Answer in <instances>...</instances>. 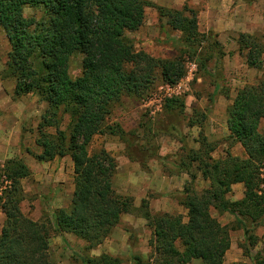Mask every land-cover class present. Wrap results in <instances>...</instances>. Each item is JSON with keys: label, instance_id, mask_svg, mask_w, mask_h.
I'll return each instance as SVG.
<instances>
[{"label": "trees", "instance_id": "trees-1", "mask_svg": "<svg viewBox=\"0 0 264 264\" xmlns=\"http://www.w3.org/2000/svg\"><path fill=\"white\" fill-rule=\"evenodd\" d=\"M246 1L251 4L253 0ZM147 6H154L170 27L181 32L179 39L167 34L172 45L179 47V55L156 59L135 49L126 32L142 26ZM26 8L41 11L42 18L26 16ZM0 27L11 45L1 78L15 80L14 99L33 93L48 105L37 127L36 143L42 151L35 158L42 162L69 156L75 176L70 206L34 221L20 209L21 181L32 176L30 168L20 158L4 162L1 169L12 186L2 204L6 220L0 234V264H52L48 254L51 231L61 237L72 258L81 257L65 234H73L93 248L112 234L123 214L134 210L132 197L114 189L115 158L105 148L90 151L94 136H119L128 158L143 168L154 155L138 142L136 131L126 132L119 124L108 122L114 105L124 96H144L156 80L157 68L166 83L178 82L186 74L189 60L212 81L210 104L220 96L230 99V89L224 84V45L214 31H200L193 9H169L145 0H0ZM237 44L247 65L263 72L257 84L240 89L226 108L228 139L240 143L248 157L241 159L228 152L223 159L213 158L216 145L205 135L203 125L200 148H188L179 127L185 98L165 99L159 129L181 136L187 149L186 166L181 170L190 174L197 162L210 188L184 192L179 203L188 210V222L182 215L152 214L147 200L142 201L143 216L156 239L150 241L154 264H192L194 259L203 264H226L230 231L236 229L244 232L242 248L250 263L233 264H264V251L252 254L258 242L254 228L264 224V132L259 130L264 120V34L240 33ZM75 54L83 56L82 72L72 78L69 67ZM65 116L70 118L67 130L61 129ZM238 183L244 185V195L230 201L227 194ZM212 207L232 214L235 223L222 225L212 217ZM133 257L138 264H145L140 256ZM82 259L85 264L122 263L121 258L109 255Z\"/></svg>", "mask_w": 264, "mask_h": 264}, {"label": "rangeland", "instance_id": "rangeland-1", "mask_svg": "<svg viewBox=\"0 0 264 264\" xmlns=\"http://www.w3.org/2000/svg\"><path fill=\"white\" fill-rule=\"evenodd\" d=\"M145 1L177 10L187 6L198 14L200 31H214L218 34L226 52L223 60L224 84L230 89V93H238L244 86L255 85L262 78V71L247 65L245 54L240 53L236 40L240 33H250L257 36L264 34V0H253L251 4L247 3L246 0ZM25 15H35L37 19L42 18L41 11H34L31 8L25 9ZM167 34L175 39L181 37V32L170 27L166 23V19L160 17L154 6L145 8L144 23L137 31L126 32V35L134 41L137 51L146 52L156 59H170L180 54L179 47L172 45L167 39ZM10 50V42L0 27V97H2L0 99V117L2 110L8 113L13 110L18 112L19 115L17 116L15 113V118H11V123L7 125L9 134L14 133L12 130L15 125L21 126L25 123L26 128L23 129L20 147L17 146V152L10 156V158L24 160V156L35 157V154H40L42 151L36 143L38 138L37 127L48 105L41 101L37 94L30 93L18 98L23 99V104L17 108L13 106L9 96L11 95L10 91L14 90L15 80L1 78V72L6 67ZM82 59L81 54H75L71 57L69 73L72 78L81 75ZM156 75L153 86L144 96H124L121 101L114 105L112 114L108 118L110 124H119L126 132L136 131L138 142L154 153L148 159L147 168H143L139 162L128 158L125 144L119 136L96 135L89 147L91 152L105 148L115 158L114 189L121 195L132 197L134 210L123 214L120 223L114 228L112 234L104 242L93 248H87L83 240L73 234L70 237L69 234L68 243L81 257L72 258L61 237L51 231L48 254L52 264H85L82 257L86 259L108 255L121 258V264H138L133 256H140L145 264L156 263L154 248L150 245V241L152 239L156 241V239L153 229L143 216L144 209L141 208L143 200H147L148 210L152 214L182 215L184 222H188V210L179 203V200L184 197L186 190L195 189L202 192L209 189L210 181L203 178L197 167V162H194L190 168V174L194 176L193 178L181 170L186 166L183 162L186 161L187 157V149L181 136L174 133H164L159 129L158 123L162 119L166 98L174 96L185 98V115L181 117L179 127L186 138L188 148L193 150L200 148L199 132L200 126L203 125L205 135L209 141L216 145L211 152L213 158L223 159L227 157L228 152L241 159L248 157L240 143L232 144V140L228 139L226 108L232 102V98L227 99L220 96L216 98L213 104H210L209 96L213 90L212 81L209 77L202 75L194 61H187L186 74L174 84L166 83L162 79L159 68L156 70ZM13 95L12 98L14 99ZM230 100L231 102H229ZM69 121V116H65L61 123V129L67 130ZM193 121L196 123L194 126L191 125ZM13 124L14 126L11 128L10 125ZM0 126H2L1 122ZM259 130L264 132V120L261 121ZM48 131L55 132V129L49 128ZM25 133H28L26 138L23 136ZM159 157L164 159H159ZM1 167L0 164V174L3 173ZM42 173L46 174V172ZM32 179L31 176L24 183H22L23 179L21 181L24 193L20 202V209L26 217L34 221H42L45 220L44 216L52 214L53 210L48 209L49 211H47L42 207V217L39 219L34 217L37 212L33 204L39 198V194L38 192L26 194L24 191V187H28L30 182H34ZM7 191L0 201V234L6 220L2 204L5 201ZM242 191L244 194L242 187H236L235 190L227 194V199L230 201L239 200L238 195L240 197ZM210 213L222 225L232 226L235 223V217L230 213H220L213 207L210 208ZM253 234L258 242L252 250V254H263L264 224L255 227ZM230 237L231 247L225 254V263H250V259L244 256L242 248L245 243L243 230H231ZM192 264L203 263L201 259H194Z\"/></svg>", "mask_w": 264, "mask_h": 264}, {"label": "crops", "instance_id": "crops-1", "mask_svg": "<svg viewBox=\"0 0 264 264\" xmlns=\"http://www.w3.org/2000/svg\"><path fill=\"white\" fill-rule=\"evenodd\" d=\"M238 38V37H237ZM237 41V40H236ZM10 100L15 108L24 103L23 99L14 100L12 95L14 94V90L10 91ZM235 93H230V98H235ZM2 99V97H0ZM226 99V98H225ZM1 102V101H0ZM231 102V100L229 101ZM5 112L1 111L2 116L0 117V122L2 126H0V164L3 165L4 161L10 156L14 155L17 152V146L20 147L21 141L23 139V129L26 126L22 124L21 126H16L12 131L14 133L9 134L8 124L11 123V118H15V113L17 116L18 112ZM14 112V113H13ZM26 118V117H25ZM14 124L10 127L12 128ZM24 138L28 136V133H25ZM11 137V138H10ZM20 152V150H19ZM39 153L38 150H36ZM21 153V152H20ZM25 163L30 168L32 172V180L34 182H30L28 187L25 188L26 194H33L38 192L39 198L34 201V208L37 212L34 217L39 219L42 217V207L47 209V211L54 210L57 208L66 209L70 206L73 192H74V166L73 161L70 157L65 156L62 158H55L52 161H38L35 157L30 155L23 157ZM3 163V164H2ZM42 172H46L43 174ZM28 178H24L22 183ZM236 187H242L244 189V185L242 183L235 184L233 186V190ZM243 191L238 199L243 197ZM66 239L68 240L69 234H65ZM71 237V234H70Z\"/></svg>", "mask_w": 264, "mask_h": 264}, {"label": "built area", "instance_id": "built-area-1", "mask_svg": "<svg viewBox=\"0 0 264 264\" xmlns=\"http://www.w3.org/2000/svg\"><path fill=\"white\" fill-rule=\"evenodd\" d=\"M3 173L0 174V201L3 199V194L9 190L12 186V182L10 179H8L6 173L2 171Z\"/></svg>", "mask_w": 264, "mask_h": 264}]
</instances>
